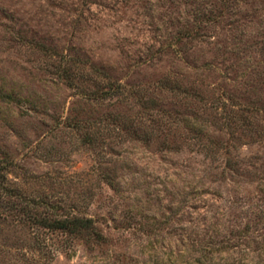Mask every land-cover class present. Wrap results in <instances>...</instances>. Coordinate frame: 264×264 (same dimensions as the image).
<instances>
[{
	"label": "rangeland",
	"instance_id": "374dc122",
	"mask_svg": "<svg viewBox=\"0 0 264 264\" xmlns=\"http://www.w3.org/2000/svg\"><path fill=\"white\" fill-rule=\"evenodd\" d=\"M3 176L0 264H264V0H0ZM44 194L104 243L26 224Z\"/></svg>",
	"mask_w": 264,
	"mask_h": 264
},
{
	"label": "trees",
	"instance_id": "16d2710c",
	"mask_svg": "<svg viewBox=\"0 0 264 264\" xmlns=\"http://www.w3.org/2000/svg\"><path fill=\"white\" fill-rule=\"evenodd\" d=\"M106 92L103 95H110ZM5 177H0L1 190L5 193V197H9V209L11 211L18 210V204L10 201L11 199L19 198V195L13 193L8 186ZM3 184V185H2ZM111 184V183H110ZM20 206V204H19ZM20 211L23 215V221L30 225L36 226L37 230H44L49 233H61L68 238L78 239L84 244H102L105 241V236L96 227V221L92 217H88L86 209H82L77 203H67L64 200L56 199V197L48 194L37 196L34 198H25L20 206ZM43 231V232H44ZM35 244V243H34ZM37 244V245H36ZM36 246L43 256L51 253L45 240L36 242ZM49 250V251H48ZM218 251H220L218 249ZM217 251V252H218ZM226 257L213 259L211 257L214 252L203 249L200 252L199 258H186L185 251L169 250L166 261H162L158 256L156 257L157 264H246L247 254L244 250L238 251L237 259L233 257V248L225 247ZM159 253V252H157ZM220 254V253H219ZM185 255V256H184ZM50 256V255H49ZM46 258V257H45ZM49 259L51 257H48Z\"/></svg>",
	"mask_w": 264,
	"mask_h": 264
}]
</instances>
